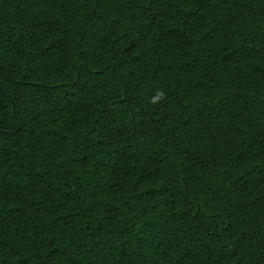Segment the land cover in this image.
<instances>
[{
  "label": "trees",
  "instance_id": "trees-1",
  "mask_svg": "<svg viewBox=\"0 0 264 264\" xmlns=\"http://www.w3.org/2000/svg\"><path fill=\"white\" fill-rule=\"evenodd\" d=\"M0 264H264V0H0Z\"/></svg>",
  "mask_w": 264,
  "mask_h": 264
}]
</instances>
